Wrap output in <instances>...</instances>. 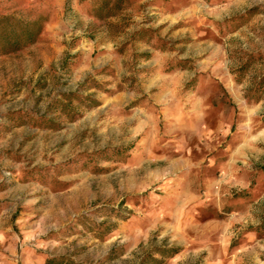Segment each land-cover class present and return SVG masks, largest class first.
I'll list each match as a JSON object with an SVG mask.
<instances>
[{"label":"rangeland","instance_id":"374dc122","mask_svg":"<svg viewBox=\"0 0 264 264\" xmlns=\"http://www.w3.org/2000/svg\"><path fill=\"white\" fill-rule=\"evenodd\" d=\"M2 17L42 29L0 44V264H264V0Z\"/></svg>","mask_w":264,"mask_h":264},{"label":"trees","instance_id":"16d2710c","mask_svg":"<svg viewBox=\"0 0 264 264\" xmlns=\"http://www.w3.org/2000/svg\"><path fill=\"white\" fill-rule=\"evenodd\" d=\"M30 26L35 29L30 30ZM42 26L34 22L14 20L11 17L0 18L1 53L16 52L26 45L33 44L41 33ZM264 171V166L261 168Z\"/></svg>","mask_w":264,"mask_h":264}]
</instances>
